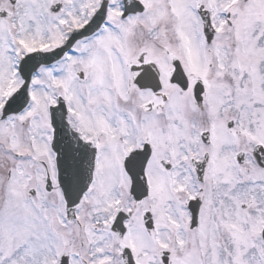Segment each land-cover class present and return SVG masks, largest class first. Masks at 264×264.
I'll use <instances>...</instances> for the list:
<instances>
[{
	"label": "snow or ice",
	"instance_id": "obj_1",
	"mask_svg": "<svg viewBox=\"0 0 264 264\" xmlns=\"http://www.w3.org/2000/svg\"><path fill=\"white\" fill-rule=\"evenodd\" d=\"M0 264H264V0H0Z\"/></svg>",
	"mask_w": 264,
	"mask_h": 264
}]
</instances>
